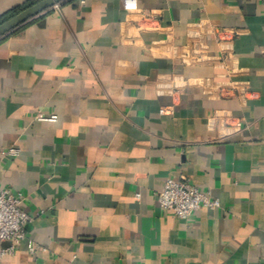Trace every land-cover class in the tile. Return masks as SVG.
Instances as JSON below:
<instances>
[{
  "label": "crops",
  "instance_id": "crops-1",
  "mask_svg": "<svg viewBox=\"0 0 264 264\" xmlns=\"http://www.w3.org/2000/svg\"><path fill=\"white\" fill-rule=\"evenodd\" d=\"M138 4L66 0L0 38V187L37 245L0 264H264V0ZM180 176L220 206L164 209Z\"/></svg>",
  "mask_w": 264,
  "mask_h": 264
},
{
  "label": "built area",
  "instance_id": "built-area-1",
  "mask_svg": "<svg viewBox=\"0 0 264 264\" xmlns=\"http://www.w3.org/2000/svg\"><path fill=\"white\" fill-rule=\"evenodd\" d=\"M84 1V0H82ZM128 12L139 10L138 0H121ZM56 6V5H55ZM219 35L220 30H216ZM40 120H57V115L46 116L39 112L36 116ZM2 156H16L15 147L1 151ZM160 205L180 218L187 219L203 207L218 208L220 201L214 198L210 190L201 189L187 177H168L163 188L158 192ZM24 197L21 193L15 194L8 188L0 187V254H12L23 243L27 242L31 251L35 252L37 245L28 239L25 226L33 220V216L26 211L22 204ZM8 243V245H5Z\"/></svg>",
  "mask_w": 264,
  "mask_h": 264
},
{
  "label": "water",
  "instance_id": "water-1",
  "mask_svg": "<svg viewBox=\"0 0 264 264\" xmlns=\"http://www.w3.org/2000/svg\"><path fill=\"white\" fill-rule=\"evenodd\" d=\"M66 0H39L18 12L13 17L0 24V38L12 32L14 29L32 18L48 11L55 5H59Z\"/></svg>",
  "mask_w": 264,
  "mask_h": 264
},
{
  "label": "trees",
  "instance_id": "trees-1",
  "mask_svg": "<svg viewBox=\"0 0 264 264\" xmlns=\"http://www.w3.org/2000/svg\"><path fill=\"white\" fill-rule=\"evenodd\" d=\"M27 7V6H25ZM24 6L21 7V8H18V9H15L9 13H7L5 16H3L1 19H0V24L3 23L4 21L8 20L9 18L13 17L14 15H16L18 12H20L23 8H25Z\"/></svg>",
  "mask_w": 264,
  "mask_h": 264
}]
</instances>
